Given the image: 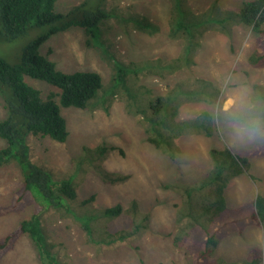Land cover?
<instances>
[{"label": "rangeland", "instance_id": "obj_1", "mask_svg": "<svg viewBox=\"0 0 264 264\" xmlns=\"http://www.w3.org/2000/svg\"><path fill=\"white\" fill-rule=\"evenodd\" d=\"M82 1L59 0L56 9L67 13ZM246 1L250 0H88L90 8H100L106 14L99 23L96 39L83 28L73 27L54 35L42 46L43 54L52 49L49 57L58 69L95 71L103 79V88L86 108L62 107L69 132L65 142L46 136L27 139L32 160H42L55 183L67 180L77 187L78 201L65 202L69 213L53 209L41 225L50 238L43 240L44 244L61 245L48 248L58 264H193L191 253L174 243L179 229L177 216L187 201L186 186L201 181L212 169L211 149L229 147L238 154L250 155L258 144L264 143L233 146L212 118L213 108L241 85L253 97L262 94L257 85L264 87V67L255 68L248 62L254 51L255 35L250 27L229 15L230 11L237 13ZM172 26L185 42H201L191 65L185 64L186 68L173 74L165 61L181 53L184 41L169 37ZM40 33V29L34 28L13 41L0 39V56L11 63L20 62L23 48ZM185 78L187 88L207 93L217 88L221 93L214 102L199 99L200 95L182 106L180 119L209 113L205 120L213 129L212 135L182 134L176 139L179 150L171 157L147 140L143 112L151 116V101L167 96L171 87ZM197 78L210 82L213 88L197 83ZM26 81L42 91L43 96L60 92L58 87L42 80L27 76ZM203 96L211 100L209 95ZM5 104L0 92V121L9 116ZM103 143L117 149L108 153L102 167L109 172L129 174L128 181L108 183L95 170V156L86 154L84 148ZM7 145L0 138V149ZM22 183L17 161L0 168V207L13 204ZM258 194L264 195V155L252 156L248 171L236 177L226 191L232 208ZM93 195L94 201L80 204ZM135 199L140 218H148L144 221L146 229L113 244L103 240V230L129 229L133 221L129 213L111 217L104 209L117 204L127 208ZM35 209V204L29 202L24 208L0 217V241L29 219ZM87 221L95 230L90 238L82 228ZM252 251L260 253L264 264V223L249 225L242 234L227 235L203 264H251L255 261ZM0 264L43 261L34 240L23 234Z\"/></svg>", "mask_w": 264, "mask_h": 264}, {"label": "trees", "instance_id": "obj_2", "mask_svg": "<svg viewBox=\"0 0 264 264\" xmlns=\"http://www.w3.org/2000/svg\"><path fill=\"white\" fill-rule=\"evenodd\" d=\"M58 1L0 0V39L13 41L31 29L38 28L41 31L23 48L20 62L11 63L0 56V92L3 93L5 107L9 110L8 118L0 121V138L8 143L6 147L0 149V168L17 161L23 174V185L17 191L13 204L0 207V217L24 208L29 202L34 203L36 207L29 219L23 220L0 241V262L23 234H29L41 252L43 264H58L48 248L61 245L54 242L49 246L44 244L43 240L50 238L46 237L41 226L42 221L53 209L68 214L70 208L65 202L78 201L77 187L71 181L55 183L51 175L45 171L42 160H32L34 156L30 154L32 149L27 139L46 136L58 142H65L69 132L62 107L86 108L103 88L100 73L86 70L62 71L49 57L52 49L43 54L42 46L54 35L73 27L83 28L96 39L99 23L106 14L100 8H90L88 0L72 6L67 13H61L56 9ZM229 15L237 19L235 21L250 27L254 33V51L248 57V62L252 67L263 68L264 0L246 1L237 13L230 11ZM183 27L187 28L185 25ZM177 32L178 29L172 26L169 37L175 40L181 38L184 47L178 56L165 61L172 68V74L186 68L185 64L187 67L191 65L194 54L201 44L185 42V38L177 35ZM88 44H91L90 40ZM27 76L56 86L60 92L43 96L42 91L26 81ZM186 80L187 78L175 83L167 96H159L151 101V116L147 117L146 111L143 112L147 140L171 157L179 150L176 139L182 134L205 132L209 136L212 135L213 129L205 120L210 117L209 113H203L194 119H180L182 106L193 102L195 97L200 95L202 97L199 99L208 103L214 102L221 93V90L213 88L212 84L204 79L197 78L196 82L211 86L213 92L198 91L194 87L187 88L184 85ZM257 87L262 92L259 98L264 99V87L260 85ZM203 95H209L211 100H207ZM115 149L116 146L103 143L93 148L85 147L84 151L95 156L96 163L93 165L104 181L119 184L128 181L130 175L109 172L102 167L108 153ZM121 152L123 153L122 149ZM260 155H264V143L258 144L250 155L238 154L229 147L213 148L210 151L212 169L201 181L186 186L187 201L177 216L179 229L174 243L191 253L193 264L208 262V256L214 253L220 241L227 235L242 234L247 226H261L264 223V195L258 194L255 199L236 208L229 206L226 196L230 183L248 171L251 157ZM95 198L93 195L80 204H88ZM104 213L111 217H119L123 213L133 216L129 229L102 231L103 240L111 244L131 239L141 234L147 227L144 221L148 218L147 216L140 218L139 203L136 199L127 208L117 204L105 208ZM82 228L89 238L95 235L90 221L85 222ZM250 254L255 257L251 264H261L262 259L258 251H252Z\"/></svg>", "mask_w": 264, "mask_h": 264}, {"label": "clouds", "instance_id": "obj_3", "mask_svg": "<svg viewBox=\"0 0 264 264\" xmlns=\"http://www.w3.org/2000/svg\"><path fill=\"white\" fill-rule=\"evenodd\" d=\"M212 118L233 146L264 141V99L251 96L243 85L213 108Z\"/></svg>", "mask_w": 264, "mask_h": 264}, {"label": "crops", "instance_id": "obj_4", "mask_svg": "<svg viewBox=\"0 0 264 264\" xmlns=\"http://www.w3.org/2000/svg\"><path fill=\"white\" fill-rule=\"evenodd\" d=\"M79 3V2H78ZM169 22V21H168Z\"/></svg>", "mask_w": 264, "mask_h": 264}]
</instances>
